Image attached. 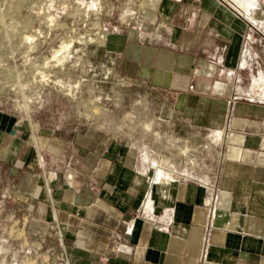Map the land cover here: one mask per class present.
Instances as JSON below:
<instances>
[{
  "label": "crops",
  "instance_id": "crops-1",
  "mask_svg": "<svg viewBox=\"0 0 264 264\" xmlns=\"http://www.w3.org/2000/svg\"><path fill=\"white\" fill-rule=\"evenodd\" d=\"M232 1L248 15L230 0H137L133 26L106 40L123 75L171 99L185 141H200L190 169L210 172L207 185L180 177L151 184L155 163L112 137L0 115L8 217L48 257L56 251L61 264H264V103L234 99L256 72L264 78V0H255L254 11L249 0ZM209 187L217 201L207 227ZM148 190L153 221L139 214ZM164 208L173 209L168 229Z\"/></svg>",
  "mask_w": 264,
  "mask_h": 264
},
{
  "label": "rangeland",
  "instance_id": "rangeland-1",
  "mask_svg": "<svg viewBox=\"0 0 264 264\" xmlns=\"http://www.w3.org/2000/svg\"><path fill=\"white\" fill-rule=\"evenodd\" d=\"M136 4L0 0V115L20 125L32 120L45 129L107 135L155 165L199 159L191 150L198 149L200 141H185L188 132L175 122L171 99L128 79L121 73L120 59L108 52V36L133 26L135 16L129 20L123 12ZM38 162L42 164L41 156ZM180 173L196 179L210 174L200 169L163 171L166 178ZM9 183L8 168L0 163V264H61L56 251L48 257V250L8 217Z\"/></svg>",
  "mask_w": 264,
  "mask_h": 264
},
{
  "label": "built area",
  "instance_id": "built-area-1",
  "mask_svg": "<svg viewBox=\"0 0 264 264\" xmlns=\"http://www.w3.org/2000/svg\"><path fill=\"white\" fill-rule=\"evenodd\" d=\"M230 2H232L233 6H234V7L232 6V8L237 13H239V14L244 13V15H246V16L248 15L249 12H246L245 10H242L232 0H230ZM249 3H250L251 9L254 11L256 9L255 0H249ZM135 13H136L135 12V9L132 10V11H129L128 13L126 11V12H123V17H125V18L127 17L130 20V17L135 16ZM129 24H130V21H127V25H129ZM246 59H248L247 51H246L245 48H243L242 49V52H241V62L244 63ZM255 79L259 80L260 82L263 81V85H264V78H263V76L261 74H259V72H256L255 77L252 78L251 81H250V84H249V87H248L247 92L235 94L234 99L235 98H243L245 100L252 101V102L264 103V91L257 90L253 86ZM253 89L256 91L255 93L253 92L254 91ZM209 135L211 136L210 137L211 138L210 139V142L213 143V142H216L217 140H219V137H217L215 134H209ZM196 161H198V160H196ZM196 161L195 160H191L190 162H184L183 165H182L183 166V169H181V170H183V172H186L187 170H191V169L192 170L193 169L203 170L201 168H195V167L190 169V167L193 166V164ZM199 161H201V160H199ZM172 167H174V165H171V166H161L160 164H157V165L154 166L153 171L155 172V169L156 168H160L163 171L164 170L165 171H167V170L175 171V170L171 169ZM203 171H206V170H203ZM178 176L180 178H184V179H189V178L191 179V178H193V177L189 176L186 173H180ZM147 178L150 179L151 184H155V183H159L160 181H162L164 178H166V176H164V177L162 176L160 178H156L155 173H153L152 177H147ZM198 181H200L204 185H207L210 182V178L207 176V177H204V178H199ZM208 189H209V192L207 194L206 201L204 202V205L208 209L207 218H206V221H207L206 226L207 227L209 226L210 221H211V218L213 217L214 206H215V203L217 201V197L213 193V188L212 187H209ZM139 214L141 216L149 219V220H152V221L155 220V216L153 214V200H152L151 190H148V191L145 192L144 199H143V201H142V203L140 205V208H139ZM172 216H173V209L172 208H164V209L161 210V212H160V218L163 221H166L167 222L166 225H164V228L165 229H168V227L170 226ZM201 257L202 258L204 257V252H202V256Z\"/></svg>",
  "mask_w": 264,
  "mask_h": 264
},
{
  "label": "bare ground",
  "instance_id": "bare-ground-1",
  "mask_svg": "<svg viewBox=\"0 0 264 264\" xmlns=\"http://www.w3.org/2000/svg\"><path fill=\"white\" fill-rule=\"evenodd\" d=\"M262 84H263V81L262 82H260L259 80H254V87H256V88H261L262 87Z\"/></svg>",
  "mask_w": 264,
  "mask_h": 264
}]
</instances>
